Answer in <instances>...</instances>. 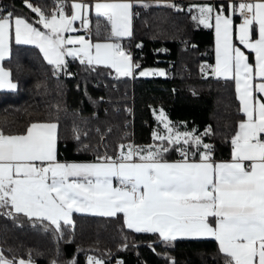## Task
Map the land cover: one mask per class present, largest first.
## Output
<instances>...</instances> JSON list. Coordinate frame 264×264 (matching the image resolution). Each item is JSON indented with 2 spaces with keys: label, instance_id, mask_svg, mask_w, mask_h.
Wrapping results in <instances>:
<instances>
[{
  "label": "snow or ice",
  "instance_id": "snow-or-ice-1",
  "mask_svg": "<svg viewBox=\"0 0 264 264\" xmlns=\"http://www.w3.org/2000/svg\"><path fill=\"white\" fill-rule=\"evenodd\" d=\"M139 2L142 0L95 3L97 15L111 24L108 39L131 36L132 9ZM25 3L39 14L36 23L48 31L40 30L23 17H14L12 12L0 14V60L8 52L14 19L15 42L38 46L47 62L53 65L54 74L66 68V56H83L89 65L110 66L120 76H130L140 67L133 64L132 57L119 43L92 44L84 37L63 35L74 30L73 21L82 18L86 4L73 3V14L67 16L60 0V7L48 16L29 0ZM164 6L182 10L172 0ZM189 10L197 13L192 17L194 20L206 27L212 26L209 23L214 11L211 6L190 5ZM232 10H238L243 17L238 25V40L254 52L255 65L233 45L231 18L216 14L217 65L212 71L235 79L241 112L246 117L239 122L231 140L230 162L212 161V145L203 143L195 130L174 131L163 111L158 119L168 135L153 133V138L161 141L159 145L143 148L121 145L117 158L105 155L97 157L95 162L58 161L55 122L33 123L23 134H6L0 129V209H9L4 214L47 220L59 231L61 221L65 225L72 223L74 212L107 217L122 213L127 228L135 232L158 233L164 241L212 236L218 241L219 250L230 258L226 264H264V99L254 97L253 93L254 76L264 80V0H244ZM83 23L87 26L86 17ZM254 31L258 33L256 38H253ZM76 44L80 47H69ZM139 75L163 76L165 72L145 70ZM5 88L15 90L17 84L12 82L11 73L0 67V89ZM255 90L264 93V82L257 84ZM209 132L206 129L202 135ZM181 143L203 147L199 162L190 160L189 152L183 147L176 148L181 160L163 159L171 146ZM134 156L138 161L133 160ZM114 179L117 186L113 185ZM0 264L32 262L10 261L0 252ZM88 264L103 262L89 257Z\"/></svg>",
  "mask_w": 264,
  "mask_h": 264
},
{
  "label": "trees",
  "instance_id": "trees-1",
  "mask_svg": "<svg viewBox=\"0 0 264 264\" xmlns=\"http://www.w3.org/2000/svg\"><path fill=\"white\" fill-rule=\"evenodd\" d=\"M33 1L49 12L57 0ZM167 2L134 3L132 34L119 39L132 48L133 64L140 65L130 76L76 58H68L66 68L54 74L38 46L12 41L3 65L17 88L0 90V129L23 134L33 122H55L57 160L91 161L104 155L116 158L120 146L128 143L149 145L157 125L155 114L163 111L176 131L195 130L203 143L212 145V160L229 159L231 140L244 115L234 79L217 77L212 71V26L194 20L197 13L189 6L208 5L216 12L233 13L234 5L228 0H172L182 9L177 10L164 6ZM8 12L36 24L37 13L24 0H0V14ZM89 21L91 40L108 39L111 24L105 17L90 10ZM247 56L253 60L251 51ZM143 67H161L165 75L140 76ZM206 129L210 132L202 135ZM182 145L171 146L163 159L176 158V148ZM186 146L195 150L197 158L204 152L202 146ZM7 211L0 209V252L10 261L88 264V258L94 257L103 264L118 260L122 264H224L228 260L213 238L164 241L158 233L126 228L121 213L107 217L74 212L72 223L61 222L57 231L50 221L24 214L8 216Z\"/></svg>",
  "mask_w": 264,
  "mask_h": 264
},
{
  "label": "crops",
  "instance_id": "crops-1",
  "mask_svg": "<svg viewBox=\"0 0 264 264\" xmlns=\"http://www.w3.org/2000/svg\"><path fill=\"white\" fill-rule=\"evenodd\" d=\"M195 1H203V0H195ZM206 1H210V0H206ZM97 2H100V3H108V2H120V0H70V4H69V6H68V8H67V10L66 11H64V13L67 15V16H71L72 14H73V11H74V9L71 7V5L73 4V3H84V4H86L88 7H87V9L86 10H83L82 12H81V16H82V18L81 19H77V20H75V21H73V24H72V27H73V31H70V32H65L63 35L67 38V37H72V38H77V37H84L86 40H89L92 44H95V43H119L121 46H122V49H123V45H122V43H121V41L118 39V40H116V39H104V40H91L90 39V37H89V32H86V31H81L79 28H78V26L80 25V24H82L83 23V18L84 17H86L87 18V24H90V21H89V11L90 10H92V11H94V12H96L95 11V8H94V5H95V3H97ZM242 2H244V0L242 1ZM249 2H260V0H249ZM201 6H203V5H201ZM53 12H47L45 15H48V16H50L51 14H52ZM132 13H134V11H133V9H132ZM216 14H222L224 17H226V18H231V20H232V36H231V39H232V43H233V45L235 46V47H239L240 49H241V51H243L244 52V54L247 56V51H251L252 52V50H250V49H246L243 45H241L240 43H239V40H238V25L242 22V21H238L237 20V17L235 16V15H233V13H230V12H216V11H213V13H212V15H213V19L212 20H210L209 21V23H211L212 24V28H213V69L216 67V65H217V37H216V31H215V19H214V17H215V15ZM16 16H20V17H23V18H25L24 16H21V15H14V17H16ZM132 17H133V15H132ZM57 18H59V17H57ZM26 19V18H25ZM38 19H39V14L37 13L36 14V21H38ZM27 20V19H26ZM29 23H32L33 24V26H35V27H37V28H39L40 30H42V31H45V32H47L48 30L47 29H45L44 27H43V25L42 24H38V23H33V22H31V21H29V20H27ZM84 24V23H83ZM12 27L10 28V34H9V39H8V52L6 53V55H5V57L4 58H6L8 55H9V53H10V45H11V42L12 41H15V38H14V19H13V22H12ZM256 27V26H255ZM131 33H132V18H131ZM257 35H258V33L256 32V35L255 36H253V38H256L257 37ZM125 37H128V36H125ZM35 45V44H34ZM69 47H75V48H79L80 47V45L79 44H76V45H69ZM42 53V52H41ZM43 54V53H42ZM252 56H253V60L252 61H250L249 60V63H252L253 65H255V54H254V52H252ZM81 57H83V56H80V57H72V56H66L65 57V61L68 59V58H76V59H78V60H80V58ZM84 58V57H83ZM85 61H86V58H85ZM133 62V61H132ZM0 67H2L4 70H6V71H9V69L7 68V67H5L4 65H3V60H0ZM145 67H143V68H141V70L142 69H144ZM156 68H161V67H156ZM155 70H157V69H155ZM10 72V71H9ZM216 75V74H215ZM217 77H224L223 75H216ZM12 80V79H11ZM12 82L13 83H15L16 84V82L15 81H13L12 80ZM234 82H235V79H234ZM261 82H264V80H262L261 78H259V77H255L254 76V78H253V93H254V97H259L260 99H264V93H259V92H257L256 90H255V86L257 85V84H259V83H261ZM235 88H236V82H235ZM0 90H10V89H7V88H5V89H0ZM237 92V91H236ZM237 97H238V94H237ZM239 104H240V101H239ZM240 109H241V104H240ZM160 112L161 111H159V112H157L156 114H155V118H156V121H157V125H156V128L153 130V133L154 132H156V133H158L159 135H162V136H165L167 133L165 132V129H164V127L162 126L163 124L160 122V120L158 119V115H160ZM165 115V114H164ZM244 115V114H243ZM166 117V116H165ZM244 119H246V117L244 116V118H243V120ZM168 121V120H167ZM169 122V121H168ZM33 123H49V122H33ZM33 123H31V124H33ZM30 124V125H31ZM29 125V126H30ZM28 126V127H29ZM171 126V125H170ZM27 127V128H28ZM173 127V126H172ZM173 129H174V131H176L175 130V128L173 127ZM237 130H238V128H237ZM26 132V131H25ZM153 133H152V135H153ZM166 133V134H165ZM157 142H159V140H155L154 138H153V136H152V142L149 144V145H152V146H156V145H159V143H157ZM149 145H146V146H149ZM145 146V147H146ZM232 149H233V145H232V147H231V153H230V157H229V159H226V160H212V161H214V162H216V163H219V162H230L231 160H232ZM125 151V150H124ZM199 159L200 158H197V159H195L194 161H196V162H199ZM133 160H136V161H138V157H133ZM164 160H166V161H168V162H176V161H179V160H181V159H178V158H174V159H164ZM59 161V160H58ZM96 160H91V161H60V162H62V163H72V162H95ZM245 163H250V162H245ZM113 185L114 186H117L118 185V182L114 179V181H113ZM83 214H91V213H83ZM121 215H122V218H123V222H124V225H125V227L127 228V226H126V224H125V217H124V215L121 213ZM62 222V221H61ZM132 230V229H131ZM178 238H213V239H215L214 237H212V236H205V237H178ZM177 238V239H178ZM216 240V239H215ZM217 241V240H216ZM217 244H218V241H217ZM219 247V246H218ZM222 253V252H221ZM225 255V254H224ZM228 258V260L230 259L229 257H227Z\"/></svg>",
  "mask_w": 264,
  "mask_h": 264
},
{
  "label": "built area",
  "instance_id": "built-area-1",
  "mask_svg": "<svg viewBox=\"0 0 264 264\" xmlns=\"http://www.w3.org/2000/svg\"><path fill=\"white\" fill-rule=\"evenodd\" d=\"M24 1H25V0H24ZM228 1L232 2L233 5L236 6V5H238L239 3H241L243 0H228ZM29 2L32 3L34 6H39V5H37V4L35 3V1H33V0H29ZM69 4H70V0H63V11H66V10H67ZM39 7L43 10L44 14H46V13L48 12V11H46L45 8H43V7H41V6H39ZM59 7H60V0H57L56 3H54V4H52V5L50 6L49 12H55ZM233 13L237 16V20H238V21H242L243 17L240 15V12H239L238 10H237V11H233ZM78 28H79L81 31H86V32H90V30H91V26H90V24H87V26H85V24L82 23V24H80V25L78 26ZM125 52H126L127 54H130V55H132V53H133L131 47H125ZM79 57H80V56H79ZM82 59L85 60V58L81 57L80 60H82ZM66 62H67V61H65V63H66ZM171 64H172V63L169 61V62H168V66H170ZM127 111H128L129 113H131V112H132V109H131V108H128ZM128 144H132V143H128ZM132 145H134V144H132ZM180 147L185 148V149L189 152V159H190V160H195V159H197L196 154H195V155H192V153H196L195 150H193V149L190 150L186 145H182V146H180ZM212 154H213V151H211V155H212ZM104 156H105V155H104ZM118 156H119V154L116 156V158H117ZM176 158H178V159H182L180 152L177 151V150H176ZM29 260H31L32 264L34 263V260H32V259H29ZM227 261H228V260H226V261L224 262V264H226ZM116 264H122V261H121V260H118V261L116 262ZM170 264H172V263H170Z\"/></svg>",
  "mask_w": 264,
  "mask_h": 264
},
{
  "label": "rangeland",
  "instance_id": "rangeland-1",
  "mask_svg": "<svg viewBox=\"0 0 264 264\" xmlns=\"http://www.w3.org/2000/svg\"><path fill=\"white\" fill-rule=\"evenodd\" d=\"M123 51L125 52V47H123ZM125 53H126V52H125ZM126 54H127V53H126ZM128 55H130V54H128ZM130 56L132 57V55H130ZM155 69H157V70H163V71H164L163 68H160V69H159V68H156V67H145L144 69L140 70L139 73H140L141 71H145V70H153V71H154ZM158 117H159V115H158ZM160 122H161V121H160ZM162 124H163V123H162ZM162 126L164 127V125H162ZM165 132L167 133L166 130H165ZM166 133H165V134H166ZM166 135H168V133H167ZM157 143L160 144L161 141H159V142H157ZM127 145H132V144H127ZM124 150H125L124 152L126 153V152H127V148L125 147ZM134 161H136V160H134Z\"/></svg>",
  "mask_w": 264,
  "mask_h": 264
}]
</instances>
